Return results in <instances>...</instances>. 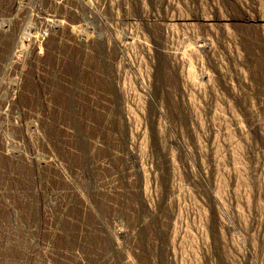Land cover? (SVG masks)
I'll return each instance as SVG.
<instances>
[{
  "label": "rangeland",
  "instance_id": "374dc122",
  "mask_svg": "<svg viewBox=\"0 0 264 264\" xmlns=\"http://www.w3.org/2000/svg\"><path fill=\"white\" fill-rule=\"evenodd\" d=\"M263 18L0 0V264H264Z\"/></svg>",
  "mask_w": 264,
  "mask_h": 264
},
{
  "label": "bare ground",
  "instance_id": "6f19581e",
  "mask_svg": "<svg viewBox=\"0 0 264 264\" xmlns=\"http://www.w3.org/2000/svg\"><path fill=\"white\" fill-rule=\"evenodd\" d=\"M258 21H263L264 22V18L263 19H258ZM257 22V21H256ZM119 232V231H118Z\"/></svg>",
  "mask_w": 264,
  "mask_h": 264
}]
</instances>
